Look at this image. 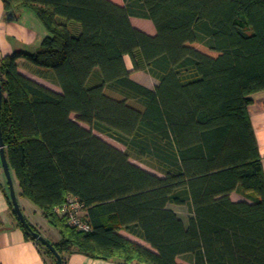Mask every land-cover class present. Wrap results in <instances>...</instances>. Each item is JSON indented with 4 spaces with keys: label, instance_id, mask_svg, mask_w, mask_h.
I'll return each mask as SVG.
<instances>
[{
    "label": "trees",
    "instance_id": "1",
    "mask_svg": "<svg viewBox=\"0 0 264 264\" xmlns=\"http://www.w3.org/2000/svg\"><path fill=\"white\" fill-rule=\"evenodd\" d=\"M1 1L5 15L29 10L48 33L34 54L0 58V128L20 197L60 235L50 244L61 264L72 254L264 264V173L248 115L264 92V0ZM126 57L153 89L131 79ZM20 58L60 93L21 74ZM67 197L84 205L90 232L56 214ZM170 206L186 207L187 221Z\"/></svg>",
    "mask_w": 264,
    "mask_h": 264
},
{
    "label": "crops",
    "instance_id": "2",
    "mask_svg": "<svg viewBox=\"0 0 264 264\" xmlns=\"http://www.w3.org/2000/svg\"><path fill=\"white\" fill-rule=\"evenodd\" d=\"M47 35L48 33L31 11L23 9L19 10L17 12V20H14L13 17L5 15L3 3L0 0V58L10 56L14 53L34 54L38 50L41 40ZM17 64L18 70L21 74L55 92L60 93L59 87L53 84L51 80L39 76L36 73L35 67L24 58H20L17 61ZM252 99V104L248 107V115L259 153L262 158V168L264 173V92H259L253 95ZM10 174L15 188V185L18 186L17 180L11 170ZM234 194L235 193L230 196L232 201L237 202V200H245L243 197L240 198L242 200L233 199ZM8 199L9 195L7 193V182L4 174L0 172V264H50V262L43 257L35 243L25 239L24 233L18 227L17 220L10 209V199ZM21 199L20 191H18L17 202L24 214L25 208ZM174 207L175 206H170V208L177 213ZM26 208L29 210L30 215L29 217L23 215L26 221L33 226L38 233L43 235L49 243H58L60 240L59 233L56 229L49 225L47 219L43 217L41 211L36 206L35 208H37L38 213L29 205ZM41 218H44L46 221H43ZM49 227L52 228L53 231H51ZM119 233L124 238L135 242L144 248L150 249L148 244L128 234L127 232L120 231ZM67 264L121 263L116 261L95 260L81 254H72L67 258Z\"/></svg>",
    "mask_w": 264,
    "mask_h": 264
},
{
    "label": "rangeland",
    "instance_id": "3",
    "mask_svg": "<svg viewBox=\"0 0 264 264\" xmlns=\"http://www.w3.org/2000/svg\"><path fill=\"white\" fill-rule=\"evenodd\" d=\"M130 21H131V24L134 28H136V29L148 34V35H151V36L155 35V29H154V27L150 21L141 20V19H134V18L130 19ZM125 61H126V64L129 68V70L131 71V79L132 80H134L135 82H137V83H139V84H141L147 88H150V89H153L157 85V81L155 79H153L151 76H149L145 71H133L130 59L128 57L125 58ZM94 134L96 136H98L99 138L103 139L104 141H106L107 143L111 144L112 146L116 147L117 149L123 150V147L121 145H119L118 143H116V142H114V141H112V140H110V139L106 138L105 136L100 135L98 133H94ZM131 162L133 164L149 171V172L154 173L151 169H149L148 167H146L145 165H143L137 161L131 160ZM0 172L3 173L1 165H0ZM14 191H15V194L17 195L16 197L18 198V191H19L18 186L15 185ZM7 193L9 194L8 187H7ZM240 198H241V196H238L237 194L233 195V199H235V200L240 199ZM240 200H242V199H240ZM21 201H22V204L24 203L23 206L25 208L24 214H23V211L21 210L23 215L28 216V217L30 216L29 210L26 208L28 205L30 207H33V209H35V211H37V208H35V206L33 204H31L30 202H28L24 198H22ZM174 208L177 211L178 216L181 217L186 222L187 218L189 216L188 209L186 207H174ZM37 213H38V211H37ZM41 219H43V221L45 220L44 218H41ZM49 229H51V231H53L52 228L49 227ZM41 236L45 240H47L43 235H41ZM178 263L189 264L187 261V258H179Z\"/></svg>",
    "mask_w": 264,
    "mask_h": 264
},
{
    "label": "water",
    "instance_id": "4",
    "mask_svg": "<svg viewBox=\"0 0 264 264\" xmlns=\"http://www.w3.org/2000/svg\"><path fill=\"white\" fill-rule=\"evenodd\" d=\"M1 99H2V93H1V88H0V108H1ZM0 165L4 174V177L7 182V187H8V192H9V199L13 208V211L21 223V225L31 234V236L38 241L40 244H42L44 247H46L56 258L57 264H61V259L59 255L56 253L55 249L53 246L45 240L39 233L33 231L31 227L29 226L28 222L26 221L25 217L22 214V211L19 207V204L17 202V197L14 191V186L10 174V169L7 163L6 155H5V147L4 143L2 140V134H1V128H0Z\"/></svg>",
    "mask_w": 264,
    "mask_h": 264
},
{
    "label": "built area",
    "instance_id": "5",
    "mask_svg": "<svg viewBox=\"0 0 264 264\" xmlns=\"http://www.w3.org/2000/svg\"><path fill=\"white\" fill-rule=\"evenodd\" d=\"M55 212L58 216L64 217L67 224L77 232L88 233L92 230L90 224L84 219V205L73 197H67L64 204L57 207Z\"/></svg>",
    "mask_w": 264,
    "mask_h": 264
}]
</instances>
